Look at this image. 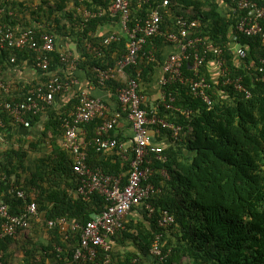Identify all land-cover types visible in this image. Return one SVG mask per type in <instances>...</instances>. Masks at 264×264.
Returning a JSON list of instances; mask_svg holds the SVG:
<instances>
[{"label": "trees", "instance_id": "trees-1", "mask_svg": "<svg viewBox=\"0 0 264 264\" xmlns=\"http://www.w3.org/2000/svg\"><path fill=\"white\" fill-rule=\"evenodd\" d=\"M38 1L35 7H26L29 11L26 17L25 0H0V7L5 9L0 21L12 28L16 24H25L38 33L49 32L64 40L68 37L76 41L80 59L73 76L78 78L79 72L83 71L94 82L92 66H111L126 52L125 36L103 45V39L110 32H97L106 23L118 25V15L111 17L109 14L112 0ZM164 1L129 0L128 25L133 27L157 5L164 14L161 22L164 31H176L174 22L179 15L199 20L208 31L205 39L210 38L223 48L230 76L241 75L250 96L215 81L206 64L211 59L209 56L199 73L210 83L206 93L211 103L207 104L194 94L186 60L181 65L183 74L175 82L162 87L154 98L151 83L167 75L162 67L174 48L171 46V51L164 54L168 43L162 36L147 38L143 51L155 47L156 60L148 61L141 53L135 64L127 67V73L135 78L140 71L138 92L152 97L153 102L142 107L149 111L157 105L158 116L181 125L182 129L179 139L164 149L167 161L152 159L154 169L165 167L169 174L168 179L161 178L157 172L152 176V182L161 189L159 195L150 200L155 208L154 215L148 218L143 209H136L140 213L136 221L126 216L125 230L113 238L121 246L127 245L126 240L130 241L135 250L126 251L122 260L120 256L123 254L117 253L115 258L111 252L108 264H183V261L184 264H264V83L255 80L257 70L253 67L245 70L235 65L227 50L237 37V41L248 47L244 63L249 65L252 61L253 65L261 66L259 58L264 56L261 39L236 35V15L229 2L224 6L222 0H166V6L162 7ZM10 10L15 14L8 15ZM84 10H103V14L84 21ZM231 30L233 33H229ZM86 43L99 46L102 55L97 56L93 49L88 50ZM32 55L30 50H2L0 77L10 66L31 59ZM50 56V71H57L65 78L66 73L60 70L58 51ZM108 85L112 91L118 87L115 81ZM29 89V84L23 83L13 84L9 93L0 88V101L22 100ZM102 90L106 91V88ZM161 91L165 93L164 99L160 97ZM75 99L58 107L49 106L43 113L29 114L27 118L32 126L42 122L41 131L35 138H23L13 133L12 125L24 126L12 124L8 113L0 109V203L7 204L10 213H20L26 201L34 200L38 212L47 219L64 217L69 222L84 224L92 213L104 208L106 201L98 193H92L88 200L74 193L78 180L71 169V154L61 147L60 119L73 108ZM116 107L115 103L113 108ZM100 123L101 119H94L85 125L87 139H91ZM110 134L124 140L121 134ZM30 152H35L36 156L33 168L28 169L26 161ZM87 164L110 174L125 173L128 169V163L117 153L98 152L90 145ZM122 181L127 182L126 174ZM11 183L24 191L25 200L10 192ZM161 210H167L174 217L173 224L166 229L157 222ZM1 222L0 218V231ZM49 233L53 237L51 245L44 247L46 253H51L48 256L55 260L58 254L71 259L77 232L65 233L51 228ZM159 234L164 242L160 245L162 253L169 250V254L165 260L153 262L149 251ZM12 238H0V244ZM57 248L61 251L57 252ZM98 257L102 261L103 253Z\"/></svg>", "mask_w": 264, "mask_h": 264}, {"label": "built area", "instance_id": "built-area-1", "mask_svg": "<svg viewBox=\"0 0 264 264\" xmlns=\"http://www.w3.org/2000/svg\"><path fill=\"white\" fill-rule=\"evenodd\" d=\"M231 4V10L236 15L234 30L236 35L248 37L257 36L261 39L264 50V0H226ZM167 1L163 2L166 6ZM130 5L129 0H112L109 9L111 17L118 15V31L110 32L102 41L103 45L118 40L120 36H125L126 52L118 58L113 65L107 67L92 66L91 72L94 75L92 85L106 88V94L112 97L117 105L113 108L101 97L92 96L88 90L78 87V78L73 76L76 64L80 55H73L63 51L59 60L63 71L66 70L65 78H62L57 71H50L52 52L56 51L57 41L54 34L49 32L38 33L31 26L21 28L13 27L6 22L0 21V56L4 49L30 50L32 52L31 63L33 67L40 71L41 78L36 83H30V89L24 93V98L18 101H0V109L3 108L12 118L13 123L29 127V114L43 113L60 94L76 97V102L68 114L62 117V140L61 147L71 154V169L76 175L78 183L74 193L88 200L92 193L101 195L106 204L97 213H92L90 219L84 224L69 222L64 217L53 219L43 218L48 229L58 228L61 232H77V241L71 250V259L68 256L56 255L52 264H108L111 260L110 252L114 247V237L125 230L124 219L135 212L136 209H144L148 217L154 212V207L150 200L161 189L152 182L155 172L161 177H168L165 167L154 169L152 159L159 162L167 160L163 154L166 146L174 144L180 135L181 125L169 122L164 117L158 116L157 105L146 111L142 105L153 102L152 97L147 94H139V82L137 77H130L127 67L135 64L138 55L148 61H155V47H151L146 52L143 45L147 38L162 36L166 43L171 44L174 50L167 56L162 69L167 75L158 79L160 88L166 84L175 82L183 73L181 65L183 60L187 61L190 87L195 95L210 103L206 90L210 83L205 76H202L200 68L206 63L208 54L212 59L207 62L210 74L219 81L221 86H231L235 91L245 93L249 96V91L243 83L242 76H230V68L222 47L214 45L212 41L205 40L199 35V22L197 20L185 18L182 15L176 17V31H164L162 29L163 11L160 6L153 7L142 20L135 23L133 27L128 25ZM5 13L4 8H0V16ZM103 10H84L83 20L99 17ZM8 15H13L8 11ZM233 33V30H231ZM234 38L227 47L232 51L233 63L240 68L249 70L254 68L263 73L264 56L259 58L261 66L244 63L247 56L246 45H242ZM88 50L93 49L97 56L102 55L99 46H91L86 43ZM220 78V80L218 79ZM264 81V75L259 77ZM115 81L118 87L115 91L109 89L108 83ZM0 88L6 93L11 91L12 85L3 83L0 80ZM70 97V96H69ZM161 99L165 98V93L160 92ZM71 98V97H70ZM72 99V98H71ZM173 98H170L172 100ZM169 107V105H166ZM188 113V112H186ZM101 119L99 126L95 128L90 140H86V128L84 125ZM124 119L128 122L131 136L127 140L120 141L110 133L114 132ZM1 125V121H0ZM93 146L98 152L117 153L120 158L128 163L125 173L110 174L104 172L99 167H92L87 164V148ZM127 175V182L123 183L122 176ZM10 192L25 200L23 190L17 185L10 184ZM37 204L34 200L25 202L20 213L12 214L9 206L0 203L1 231L0 238L5 236L15 237L18 232L27 228L32 220H40ZM173 221L172 217L163 212L157 219L159 226H167ZM160 245V235H156L153 245L150 248V256L157 262L163 261L169 250L162 253ZM61 249L57 248V252ZM103 253L102 261L99 254Z\"/></svg>", "mask_w": 264, "mask_h": 264}, {"label": "crops", "instance_id": "crops-1", "mask_svg": "<svg viewBox=\"0 0 264 264\" xmlns=\"http://www.w3.org/2000/svg\"><path fill=\"white\" fill-rule=\"evenodd\" d=\"M10 11L13 13V15L15 14L13 10ZM17 15L19 16V13ZM15 27L16 28L25 27V24H16ZM118 30H119L118 25H112L110 23H106L103 26L99 27L97 32L105 34ZM55 37L57 41L56 51H58V53L67 51L72 53L73 55L76 54L80 55V51L79 48L77 47L76 41H72L71 38L68 37L66 38V40H64L59 36H55ZM171 46H172L171 44H166L165 46L166 49L164 51V54H167L169 51H171L173 47ZM60 70L63 71L62 67H60ZM64 73H68V71L66 70ZM40 76H42L40 71L35 69L31 63V60L26 58L20 64L15 65L14 67L10 66L8 71L6 72L3 71L0 79L7 81V83L11 85L15 83L30 84V83H36V81H38V79L41 78ZM78 81H79L78 87H80V89L88 90V92L92 96L101 97L106 102H108V104H110L112 107L115 105L114 99L112 97H109L106 94V91H103L102 88L92 85L93 84L92 80L83 71L79 72ZM151 84L152 86L150 88L153 91V97L156 98L160 90L158 86V80L156 79ZM69 96L71 98H76L73 94L65 95L62 93L58 95L52 106L58 107L61 106L63 103H67L68 100L71 99ZM41 126H42V122L40 121L37 125L36 124L33 126L31 125L30 128L12 125L11 131L13 133H17L23 138L24 137L35 138L36 135L39 134V132L41 131L42 128ZM114 133L117 135L121 134L122 138L124 140H127L129 136H131V130L128 122L122 119L119 123V126L115 129ZM87 134L88 133L86 130V140H90L87 139ZM32 153L35 154V152H30V154ZM26 167L28 168V166ZM39 215L41 217L40 220L30 221L29 226L24 230L18 232V234L14 238L8 241H3L0 244V264H52L54 262V259L48 256L51 253L50 252L46 253L44 249V247L49 246V244L51 245V241L53 237L49 233V229L46 227L45 222L42 220L43 218H45L43 213L40 212ZM139 215L140 213L135 211L132 212L130 215H128V218H133L135 222ZM125 243L128 246L127 245L121 246L122 244L119 243L118 240L114 241V247L112 250L114 255L117 253L120 254V252L123 253L124 252L123 249L125 248L128 249V247H130L129 248L130 251L135 250V246L130 241L126 240ZM117 257L118 255L117 256L115 255V258ZM124 257H125L124 255L120 256L121 260Z\"/></svg>", "mask_w": 264, "mask_h": 264}, {"label": "clouds", "instance_id": "clouds-1", "mask_svg": "<svg viewBox=\"0 0 264 264\" xmlns=\"http://www.w3.org/2000/svg\"><path fill=\"white\" fill-rule=\"evenodd\" d=\"M227 2L228 1H226V0H222V3L224 4V6H227ZM183 16V15H182ZM178 17V16H177ZM193 20H197V19H193ZM198 22H199V35H201L204 39H205V36L208 34V31H206L205 29V27L206 26H201V22L199 21V20H197ZM175 23V22H174ZM175 27H176V25H174ZM177 28V27H176ZM177 30V29H176ZM229 33H231V31L229 32ZM245 36V35H244ZM206 40V39H205ZM207 40H210V41H212L213 42V44L214 45H218L219 46V44L218 43H216V42H214L213 40H211L210 38L209 39H207ZM237 40V39H236ZM233 42V41H232ZM239 42V41H238ZM240 43V42H239ZM242 45H246V44H242ZM223 49V48H222ZM229 52V54L230 55H232L233 56V54L231 53L232 51H228ZM224 55H225V53H224ZM210 56V58L212 59V55L211 54H208V56L207 57H209ZM225 57H226V55H225ZM210 59V60H211ZM226 59H227V57H226ZM245 60V59H244ZM252 62V61H251ZM250 62V63H251ZM249 63V64H250ZM253 65V64H252ZM257 66V65H256ZM253 67V66H252ZM262 75H264V74H261L260 72H258L257 71V73L255 74V80L256 81H260V82H263L264 83V81H262L259 77L260 76H262ZM231 87V86H230ZM246 88L248 89V87L246 86ZM159 89H161L160 88V86H159ZM249 91V90H248ZM241 93V92H240ZM250 93V92H249ZM245 94V93H244ZM246 95V94H245ZM247 96V95H246ZM249 96H250V94H249ZM249 96H247V97H249ZM210 103H211V101H210ZM11 118V117H10ZM85 126V125H84ZM31 127V125L29 126V127H25V128H30ZM86 128V127H85ZM163 154H164V151H163ZM165 155V154H164ZM165 161H167V160H165ZM164 161V162H165ZM163 168V167H162ZM166 169V168H165ZM167 171V170H166ZM167 175H168V177H165V179H168L169 178V174H168V172H167ZM159 176H160V174H159ZM161 178H164V177H161ZM160 193V192H159ZM159 193L158 194H156L155 196H157V195H159ZM151 203V202H150ZM152 205V204H151ZM153 206V205H152ZM154 207V206H153ZM155 209V208H154ZM144 210V209H143ZM145 211V210H144ZM146 212V211H145ZM154 212H155V210H154ZM154 212H153V214L152 215H154ZM163 212H167V214L169 215V216H171L172 217V219H173V221L169 224V225H167V226H160V227H162V228H168L171 224H173V222H174V217L171 215V214H169V212L167 211V210H161L160 211V213H159V217H160V215L161 214H163ZM148 217V216H147ZM152 217V216H151ZM151 217H148V218H151ZM158 217V218H159ZM160 235V234H159ZM162 235V234H161ZM161 235H160V238H161ZM161 241V240H160ZM162 244H164V242H161ZM112 252V251H111ZM110 252V253H111ZM169 254V253H168ZM111 256V255H110ZM168 256V255H167ZM152 258V257H151ZM166 259V258H165ZM164 259V260H165ZM152 260H153V262L155 261L153 258H152ZM133 263H134V261H133Z\"/></svg>", "mask_w": 264, "mask_h": 264}, {"label": "rangeland", "instance_id": "rangeland-1", "mask_svg": "<svg viewBox=\"0 0 264 264\" xmlns=\"http://www.w3.org/2000/svg\"><path fill=\"white\" fill-rule=\"evenodd\" d=\"M38 2H39L38 0H25V2H24L25 11L24 12L26 13V17L29 16V14H28L29 11L26 9V7L27 6L35 7ZM35 156H36V154H34V153L30 154L27 161H26V166H28V168H30V169L33 168V160L35 159ZM129 248L130 247H128V249H126V248L123 249L124 252L123 253L120 252V254L124 255L126 251H130ZM184 263H185V261H183V264Z\"/></svg>", "mask_w": 264, "mask_h": 264}]
</instances>
